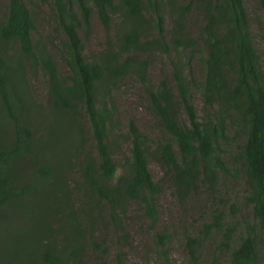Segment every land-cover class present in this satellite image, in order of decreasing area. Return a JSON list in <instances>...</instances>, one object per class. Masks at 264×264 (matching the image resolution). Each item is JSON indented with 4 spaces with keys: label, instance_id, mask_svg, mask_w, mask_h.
Here are the masks:
<instances>
[{
    "label": "trees",
    "instance_id": "obj_1",
    "mask_svg": "<svg viewBox=\"0 0 264 264\" xmlns=\"http://www.w3.org/2000/svg\"><path fill=\"white\" fill-rule=\"evenodd\" d=\"M5 2L0 16V262L83 264L89 247L98 246L94 240L98 223L120 228L127 200L139 202L154 222L159 184L147 167L149 156L173 178L178 193L186 194L228 171L220 153L228 142L227 125L233 120L239 121L244 134L239 164L247 186L243 202L251 208L252 222L234 246L228 243L234 228L224 234L227 264H260L264 71L252 42L244 0L186 4L165 0L171 15L167 30L163 0H53L68 68L64 76L50 53L32 41L33 10L23 0ZM257 4L264 14V0ZM192 9L200 20L195 35L187 29ZM92 12L105 34L111 16L119 14L121 31L115 40L107 37L105 49L89 59L83 53L78 28L87 36ZM7 44L13 46L12 52H7ZM155 51L175 53L171 86L168 78H162L152 89L148 87V55ZM184 52L197 55L200 80L191 77L189 62L180 60ZM36 69L46 80V111L34 101L27 83ZM130 75L143 84L148 109L168 138L152 142L131 121L122 137L112 133L113 107H107L105 99ZM193 86L202 89L200 119L190 101ZM210 107L214 120L206 111ZM179 109L186 120L179 119ZM37 116L48 126L44 137L36 134ZM84 119L94 154L87 147ZM118 138L129 144V157L115 177L112 149ZM218 226L219 216L205 224V232ZM168 238L167 233L155 234L162 252ZM197 244L195 238L186 237L193 261Z\"/></svg>",
    "mask_w": 264,
    "mask_h": 264
},
{
    "label": "rangeland",
    "instance_id": "obj_2",
    "mask_svg": "<svg viewBox=\"0 0 264 264\" xmlns=\"http://www.w3.org/2000/svg\"><path fill=\"white\" fill-rule=\"evenodd\" d=\"M6 0H0V16L5 10ZM35 14V30L31 38L34 44L42 45L52 56L56 68L61 76L68 72L65 64V53L62 47L63 36L57 26L53 13V0H23ZM178 4H186L192 0H175ZM249 20V30L255 50L259 55L260 66L264 71V14L257 4V0H244ZM147 15V12H145ZM163 26L167 30L171 25L169 5L163 0ZM119 14L111 16L108 34H105L94 12L90 16V29L87 36L83 28H78V35L83 45V53L91 59L107 46L106 38L115 40L121 31ZM200 26L198 15L192 9L187 15V29L195 35ZM153 32V30H152ZM118 35V36H117ZM168 39V35H167ZM7 52H12L13 46L7 44ZM196 54L184 52L179 55L180 60L189 62L191 77L198 81L201 77ZM175 59L174 51L169 54L155 51L148 55L146 70L148 87L152 89L162 78L172 81L171 60ZM27 76L29 69L26 71ZM28 79L32 98L42 104L43 110H49L44 104L46 80L39 69L33 71ZM143 84L134 76L124 77L111 89L110 99L106 98L107 107H113L112 133L121 136L128 130L131 121L134 126L152 142L168 138V135L158 126L153 113L148 109L147 94ZM190 101L198 117L203 113L202 89L191 87ZM178 117L186 120L182 109ZM207 114L214 120L213 108L206 109ZM48 120L47 118L43 117ZM87 138V147L94 154L93 140L89 124L83 120ZM239 121L233 120L227 125L228 142L222 145L220 157L225 162L227 172L218 173L215 180H206L194 190L186 194L178 193L173 178L166 174L153 157L147 159V167L153 181L159 184V192L155 198L156 219L154 222L144 213L143 206L136 201L127 200L124 204L125 213L121 218V227L98 223L94 232L97 247L83 256V264H227L228 249L225 247L224 234L234 228L229 245L238 243L239 237L252 222L251 208L243 202L247 193V186L243 170L239 164V147L244 141V134L240 130ZM38 137H44L47 123L37 116ZM48 131V129H47ZM7 137V135H5ZM56 137H59L56 135ZM122 137V136H121ZM152 144V143H151ZM176 149V147L174 148ZM112 157L117 163L115 177L123 171L125 158L129 157V144L118 138L112 149ZM71 177L76 180L72 171ZM71 187L75 191V182ZM219 216V226L211 227L205 232V224L212 223ZM156 233H167L169 238L162 248L155 242ZM193 237L198 244L195 249L196 259L193 261L186 248V237ZM262 242L259 244V261L264 264V232L259 233ZM10 254V253H9ZM214 259L216 261L214 262ZM2 264H8L1 260Z\"/></svg>",
    "mask_w": 264,
    "mask_h": 264
}]
</instances>
